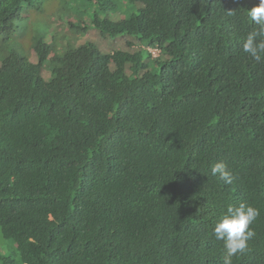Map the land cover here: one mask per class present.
I'll return each instance as SVG.
<instances>
[{
  "label": "trees",
  "instance_id": "16d2710c",
  "mask_svg": "<svg viewBox=\"0 0 264 264\" xmlns=\"http://www.w3.org/2000/svg\"><path fill=\"white\" fill-rule=\"evenodd\" d=\"M126 1L121 22L87 18L160 51L121 55L133 77L48 29L34 62L0 56V228L17 248L0 264H264V0ZM29 8L44 3L0 0V36Z\"/></svg>",
  "mask_w": 264,
  "mask_h": 264
},
{
  "label": "rangeland",
  "instance_id": "374dc122",
  "mask_svg": "<svg viewBox=\"0 0 264 264\" xmlns=\"http://www.w3.org/2000/svg\"><path fill=\"white\" fill-rule=\"evenodd\" d=\"M41 2L44 3L42 12H38L35 8H29L28 18L18 22L15 32L9 38L0 36V50L1 47L3 48L0 51L1 57L7 55L10 50H17L26 56H32L30 59L34 62L37 52L41 48L37 42L38 37L35 36V28L44 31L48 29L47 38L48 40H51L52 36L56 38L59 52L92 42L102 51L118 54L117 61L120 66L118 65L117 71L123 70L127 77H133L134 74L131 73L129 66L124 65L121 55L125 52L130 53L144 48L151 51L152 56H157L160 53L158 49L148 48L129 36L116 38L100 36L97 29L88 25L91 22V19L87 18L90 12L92 17L95 13L102 20L121 22L137 13L138 3L131 4L126 0H89V2L85 0H41ZM81 2L82 4H79ZM58 13H60L59 16ZM55 66L54 62L48 60L43 73H49ZM15 251H17L16 244L5 238L0 228V262L3 258L13 256Z\"/></svg>",
  "mask_w": 264,
  "mask_h": 264
}]
</instances>
